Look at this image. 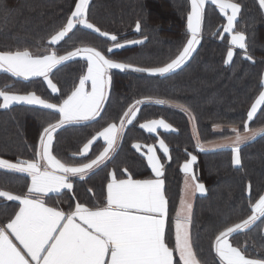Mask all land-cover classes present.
Listing matches in <instances>:
<instances>
[{
  "label": "trees",
  "instance_id": "1",
  "mask_svg": "<svg viewBox=\"0 0 264 264\" xmlns=\"http://www.w3.org/2000/svg\"><path fill=\"white\" fill-rule=\"evenodd\" d=\"M78 2L0 0V50L28 49L34 55H42L54 49L59 55H64L78 47L90 46L112 59L153 67L175 58L190 38L187 16L191 11V0H90L87 13L90 23L102 32L116 35L121 43L130 40L143 42L126 44L124 48L108 53L107 48L112 46L108 37L78 25L79 31L74 29V34L69 33L70 38L66 37L58 45H50V36L65 24ZM234 2L241 5L234 30L245 33L247 54L253 60L245 59L243 50L235 49L232 62L225 63L226 53L231 47V34L223 31L227 18L217 5L208 1L204 8L200 43L181 68L163 77L113 69L107 103L101 114L103 119L98 118V123L65 125L54 134L53 155L62 162L76 165L94 158L105 145L96 141L90 155L79 158L83 145L109 123L119 125L121 119L127 122L124 113L137 99L153 97L173 103L139 105L140 110L132 123L125 127L120 146L112 158L90 173L88 178H77L72 191L62 196V202L54 197L59 208H72L77 202L81 204V200L94 207L97 201L103 204L113 170L119 176L125 169L135 179L148 178L150 168L142 150L134 146L146 147L161 137L171 150L165 173L171 216L181 195L182 166L191 155L199 158L194 171L198 181L207 187L208 194L196 200L191 237L205 264H219L214 252L215 236L225 225L239 222L251 214L248 184H251V202L254 203L259 194H264V136H257L241 145L240 165L234 164L231 149L200 151L196 147L197 141L205 145L232 137V126L242 131V121L261 90L260 81L264 78V9L258 0ZM137 21L141 24L140 32L135 29ZM85 73L86 62L77 57L50 74L60 90L56 94L51 92L42 77L24 80L4 71L0 73V89L18 94L35 92L42 99L58 104L79 85V79ZM176 104L185 105L191 115ZM21 107L11 110L0 107V158L14 163L34 159L43 128L57 119L51 110L39 106ZM261 112L264 109L258 111L250 122L251 128L264 127V114ZM159 119L171 125V130H160L158 135H154L140 126ZM217 124L221 127L216 128ZM30 184V178L24 174L0 170V190L23 194ZM16 203L0 198V225H6L13 219L18 209ZM257 225L246 232L233 234L229 240L233 246L245 248L250 257L264 258V250L261 249L264 235ZM168 239L171 244L175 242L172 225L169 226Z\"/></svg>",
  "mask_w": 264,
  "mask_h": 264
},
{
  "label": "snow or ice",
  "instance_id": "2",
  "mask_svg": "<svg viewBox=\"0 0 264 264\" xmlns=\"http://www.w3.org/2000/svg\"><path fill=\"white\" fill-rule=\"evenodd\" d=\"M207 2L208 0H191V11L187 16L190 38L175 58L162 66L140 67L131 62L112 59L90 46L78 47L64 55H59L54 49L42 55H34L28 49L0 50V71L24 80L42 77L52 93L60 91L50 77L54 69L77 57L86 62V73L80 77L78 87L58 104L42 99L35 92L18 94L0 89L2 100L0 107L4 109L15 103H22L51 110L57 116L54 123H49L43 128L34 159L18 160L14 163L0 158V170L26 173L31 178V184L23 194L14 195L10 191L0 190V198L19 202V211L15 213L14 218L0 227V264H205L193 244L190 232L192 204L187 197L206 190L205 185L198 182L192 171V165L197 161L195 155H191V159L183 164V172L187 179L184 182V197L181 198L179 210L175 213L174 247H169L166 242L168 199L165 195L164 181L159 179L163 175V164L152 147L148 148L146 159L157 178L134 180L129 177L118 180L113 171L112 179L107 184L106 203L102 206L89 208L77 202L74 210L66 213L47 206L44 196L48 193L72 190L71 177L84 179L94 169L110 160L116 151L117 140L125 121L121 119L119 126L116 123H109L93 135L83 145L79 153L81 157H86L96 141H102L106 146L94 158L78 165L62 162L53 155L54 134L57 130L68 124L98 123V118L103 119L101 113L104 111L112 80L110 73L113 69L163 77L181 68L200 43ZM210 2L217 5L227 18L223 31L231 34V47L226 53L225 63L232 62L235 49L243 50L244 58L252 61V56L247 54L245 33L234 30L241 5L234 0ZM258 3L264 9V0H258ZM88 8L89 0H79L65 24L50 36L49 44L54 46L65 41L74 29L79 31L78 25L94 30L102 37H108L112 41V46L106 50L108 53H113L114 49H122L126 44L143 42L130 40L121 43L116 35L102 32L88 21ZM135 29L137 32L141 31L139 21ZM89 82L90 90H86V84ZM260 89L246 113V119L242 121L243 130L232 126L231 131L235 134V139L216 146L230 148L235 165L241 164V145L255 140L257 136H264V127H249L258 111L264 109V78L260 81ZM145 103L166 105L173 102L153 97L137 99L124 113L125 117H129L127 121L129 124L140 110L138 106ZM175 106L191 115L190 109L185 105ZM191 118L195 119L194 116ZM140 126L149 133H155L158 128L166 131L171 129V125L163 119L151 120ZM215 127L221 126L217 124ZM159 145L163 154L168 156L169 148L163 140H160ZM196 147L200 151L205 150L199 141ZM247 190L250 193L251 214L239 222L225 225L215 236L214 252L219 264H264V258L250 257L246 254L245 248L233 246L229 240L233 234L251 229L258 221V230L264 232V194H259L253 203L250 183ZM261 249L264 250V245H261Z\"/></svg>",
  "mask_w": 264,
  "mask_h": 264
},
{
  "label": "crops",
  "instance_id": "3",
  "mask_svg": "<svg viewBox=\"0 0 264 264\" xmlns=\"http://www.w3.org/2000/svg\"><path fill=\"white\" fill-rule=\"evenodd\" d=\"M89 1H90V0H89ZM208 1H210V0H208ZM229 11H231V10H229ZM203 20H204V17H203ZM202 27H203V24H202ZM0 72H3V71H0ZM33 78H38V77H33ZM77 87H78V86H77ZM50 90H51V89H50ZM86 90H90V82H89L88 84H86ZM55 94H56V93H55ZM107 98H108V96H107ZM1 103H2V100H1ZM106 103H107V99H106L105 104H106ZM21 106H33V105H27V104H22V103H15V104H13V105H12L10 108H8V109H4V108H2V107H1V109H2V110H11L12 108H14V109H18V108H22ZM104 106H105V105H104ZM25 108H26V107H25ZM14 109H13V110H14ZM102 113H103V112H102ZM102 113H101V114H102ZM135 116H136V115H135ZM128 119H129V117H127L126 120L128 121ZM86 123H88V122H86ZM80 124H84V123H80ZM128 124H129V123L125 121L124 128H123L122 132L120 133L119 138H118V140H117V147H116V150H117V149L119 148V146H120L121 139H122V136H123V133H124L125 127H126ZM68 125H75V124H68ZM118 126H119V125H118ZM145 130H146V129H145ZM160 130H162V131H166V130L163 129V128H158L157 131H156L155 133H150V134L158 135ZM170 130H171V129H170ZM146 131H147V130H146ZM167 131H168V130H167ZM54 139H55V136H54ZM160 140H163L164 143L168 146V144L166 143V141H165L164 139H162L161 137H158V140H157L155 143L149 144V145L146 146V147H141V146H140L138 149H139V150H142V153H143V155H144V157H145V159H146V156H147V153H148V148H149V147L154 148V150L156 151L157 156L159 157L161 163L163 164V175H162L161 177H159V179H162V180L164 181L165 195H166V197H167V199H168V229H167V232H166V242L169 244V247H174V243H175V242H174V243L172 242V244H171V242H170L169 239H168L169 226L172 225V231H173V235H174L175 213H176L177 210H179V205H180V200H181V198L184 197V182H185V180L187 179V176H186V174L183 172V173H184V177H183V184H182V190H181V195H180L179 203H178V206H177V209H176L174 215L171 216V208H170V206H171V205H170L171 201H170L169 196H168L167 191H166V181H165V173H166V169H167L168 163H169V161H170V159H169L168 157H170V152H171V150H170V148H169V146H168V148H169V153H168V156H165V154H163L162 149L160 148V145H159ZM224 141H225V140L217 141V142H214V143H206L205 145H203V147H204V149H205L206 151H208V150H209V151H216V150H221V149H230V148H218V147H216L217 145H221L222 143H223V144H226V142H224ZM53 142H54V141H53ZM101 142H102V141H101ZM229 142H230V141H229ZM102 143H103V142H102ZM245 143H246V142H245ZM94 145H95V143H93V145H92L90 151L87 153L86 157L90 155V153H91V151H92ZM105 146H106V145H105ZM102 150H103V149H102ZM196 157H197V156H196ZM79 158H83V157H81V156L79 155ZM190 159H191V157H190ZM190 159H189V160H190ZM86 162H88V161H86ZM146 162H147V159H146ZM198 162H199V158L197 157V161H196V163H194V164L192 165V171H193L194 174H195V171H194V170H195V166L198 164ZM76 165H78V164H76ZM148 166H149V165H148ZM100 167H101V166H100ZM149 168H150V171H151L150 176H149L148 178H139V179H135V178H133V177L129 174V172L126 171L125 169L121 172L122 176H119V173L116 172L115 170H113V171H115L116 178H117L118 180H119V179H127V178H129V177H131V178L134 179V180L156 179L157 177L155 176V173L152 172L150 166H149ZM97 169H98V168L94 169L92 172L96 171ZM113 171H112V172H113ZM182 171H183V166H182ZM92 172H90V173H92ZM112 172H111V173H112ZM90 173H89L88 176H86L84 179L88 178L89 175H90ZM21 174H24V175L28 176L26 173H21ZM195 175H196V174H195ZM28 177L30 178V176H28ZM77 178H78V177H71V178H70V182L73 184V188L75 187V180H76ZM111 179H112V176L110 175V181H111ZM30 180H31V178H30ZM81 180H83V179H81ZM110 181H109V182H110ZM198 182H199V181H198ZM199 183H201V182H199ZM73 188H72V189H73ZM205 188H206L205 192H203V193L195 192L194 194H190L189 197H187V198L189 199L190 203L192 204V212H191V217H192V219H193V214H194V209H195V203H196L197 198H199V197H205V196L208 194L207 187L205 186ZM68 191H72V190H62V191L59 192V193H48L47 195L44 196V200H45L46 205L49 206V207H55V208H57L58 210H62V211H64V212H66V213L69 212V211L74 210L75 206L72 207V208H67V209L59 208L58 205H57V203H56V199L54 198V197H56L57 200H58L59 202H62V196H63L66 192H68ZM13 194L16 195L15 193H13ZM106 195H107V187H106ZM106 195H105V198H104V203H106ZM2 199H4V198H2ZM4 200H6V199H4ZM6 201H7V200H6ZM7 202L14 203V201H7ZM16 202H17L16 204L18 205V209H17V212H18V211H19V202H18V201H16ZM104 203H103V204H104ZM81 204H82V205H85V206H87V207H89V208H94V206H91V205L87 204V203H86V200H81ZM103 204H101V202H98V201H97V205H96L95 207H97V206H102ZM13 218H14V217H13ZM191 230H192V222H191L190 232H191ZM263 235H264V232H263ZM191 238H192V237H191ZM174 241H175V239H174Z\"/></svg>",
  "mask_w": 264,
  "mask_h": 264
},
{
  "label": "rangeland",
  "instance_id": "4",
  "mask_svg": "<svg viewBox=\"0 0 264 264\" xmlns=\"http://www.w3.org/2000/svg\"><path fill=\"white\" fill-rule=\"evenodd\" d=\"M229 14H231V12H229ZM202 24H203V22H202ZM167 28H168V26H167ZM199 45V44H198ZM198 45H197V47H198ZM196 47V48H197ZM195 52V51H194ZM193 52V53H194ZM192 53V54H193ZM192 54H191V56H192ZM195 126V125H194ZM249 127H250V123H249ZM195 128H196V126H195ZM251 128V127H250ZM231 130V129H230ZM3 135V134H2ZM4 136H5V134H4ZM235 139V134H233V136L232 137H230V138H227V139H225V141L224 142H226V143H228L229 141H231V140H234ZM248 142V141H247ZM223 144V143H222ZM4 225H3V223H1V225H0V227H3Z\"/></svg>",
  "mask_w": 264,
  "mask_h": 264
}]
</instances>
